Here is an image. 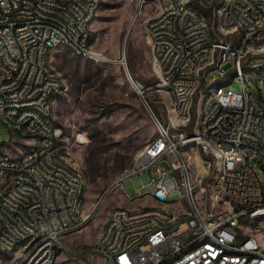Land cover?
Segmentation results:
<instances>
[{
    "label": "built area",
    "instance_id": "1",
    "mask_svg": "<svg viewBox=\"0 0 264 264\" xmlns=\"http://www.w3.org/2000/svg\"><path fill=\"white\" fill-rule=\"evenodd\" d=\"M173 1L156 0L157 10L147 21L149 42L159 81L192 90L191 100L168 92V118L172 128L189 132L188 141L198 148L209 172L198 177L184 143H178L158 119L156 147L148 143L142 148L111 187L127 191L124 181L138 177L141 191L129 198L154 203L113 207L104 223L106 233L92 249L109 264H264V234L250 242L251 224H239L243 214L264 212V183L254 167L258 158H264V97L256 91L262 92L264 86V64L256 65L252 59L264 54L258 53L264 19H257L264 0H235L225 3L224 12H214L218 31L237 38L229 52H222L228 39L217 38L208 17L199 15L198 28H191L192 13L175 15ZM142 4L144 0H139L140 11ZM96 14V2L89 0H0V119L13 133L9 145L0 138V181L11 188V195H4L10 214H3L0 203V253L11 257V264H17L20 253H27V264H54L56 251L65 248L63 236L81 232L72 230L65 204L72 194H80L78 215H84L85 175L64 161L59 150L64 139L61 127L38 129L37 121H55V115L47 113L49 96L66 89L61 73L50 70L53 51L75 48L77 56L94 57L91 33ZM201 24L209 25L211 36L200 34ZM166 29L179 33L184 49L167 41ZM196 46H203L204 56L196 55ZM190 57L211 58V65H190ZM174 60H181V67H174ZM239 64H248L246 74H238ZM196 79H203L202 87H194ZM222 79L240 81L242 87L230 92L222 87ZM136 88L144 96V88ZM150 88L160 91L155 84ZM199 91L198 117L191 127ZM210 95H217L216 104H207ZM18 110H25V117H18ZM37 111H44V118H37ZM27 121H35L33 134L21 133ZM18 135L30 139V145L40 143V151L15 155L9 146ZM220 144H227V151H220ZM216 152L225 155L224 184L222 190L208 193ZM27 176H35V183H27ZM230 176H238V186H230ZM200 185H207L206 195H199ZM182 186H197L195 204H188ZM13 190H20V201L12 200ZM24 192H32V203H24ZM181 199L186 207L178 214L161 209V202ZM41 212H51V220H41ZM159 222L173 223V230H160ZM27 233H35V240L26 241ZM14 234H23L20 251L4 252ZM169 255H176L175 263H168Z\"/></svg>",
    "mask_w": 264,
    "mask_h": 264
},
{
    "label": "rangeland",
    "instance_id": "2",
    "mask_svg": "<svg viewBox=\"0 0 264 264\" xmlns=\"http://www.w3.org/2000/svg\"><path fill=\"white\" fill-rule=\"evenodd\" d=\"M196 1L212 8L210 23L217 32V38L232 41V36H224L218 31L214 12H218L222 0ZM186 2L191 4L190 0ZM97 3L98 11L92 24L93 49L101 58L77 56L66 48L52 53V64L63 76L66 88L55 101L54 122L64 133L59 150L65 162L84 173L86 206L91 211L95 210L84 230L63 236L65 248L59 253L57 264H109L101 253L92 248L97 244L111 209L118 205L134 208L154 203L149 198L131 200L121 187L113 190L112 185L132 166L138 152L158 135V119L170 128L174 138L179 140L189 136L185 127L172 128L165 116H168L167 107L171 103L169 91L150 88L155 84L158 90L156 84L160 80L154 66L156 59L147 25L157 10L156 0H144L142 11L134 22L132 19L137 13L139 0H97ZM252 59L256 65L264 64V54ZM229 66L230 63L226 68ZM244 66L248 67V64ZM136 85L144 88V96ZM202 86L203 79H200L197 87ZM241 87L240 81L236 80L225 86L233 90ZM256 91L264 97V86L262 92ZM200 96L199 91L191 127L198 117ZM79 136H84V141H80ZM12 137V131L0 119L1 140L9 145ZM29 142L30 139L18 135L9 150L19 155L32 149ZM184 149L189 159H193L192 167L198 172V177L207 175L209 170L198 148L191 143L184 144ZM164 164L167 165L166 162ZM254 167L264 183V158H258ZM215 173L216 168L209 177L208 193H214L211 183ZM137 179L131 177L124 181L130 196L137 192ZM206 193L207 185H202L199 195ZM165 206L178 214L186 203L181 199ZM241 224H251L248 235L259 239V234H264L256 221L247 218ZM79 248L83 251L76 250ZM11 263L9 255L0 253V264Z\"/></svg>",
    "mask_w": 264,
    "mask_h": 264
},
{
    "label": "bare ground",
    "instance_id": "3",
    "mask_svg": "<svg viewBox=\"0 0 264 264\" xmlns=\"http://www.w3.org/2000/svg\"><path fill=\"white\" fill-rule=\"evenodd\" d=\"M91 2H96V11H98V3L97 0H89ZM235 0H222L221 5L218 8V12H224L225 3H234ZM172 9L175 15H183L184 12L192 13L191 14V28H198L199 24V15L201 17H206L202 12H200L197 8L187 3L184 0L183 7L181 6V0H174L172 2ZM141 12L139 9L137 13L133 17L132 21L134 22L138 13ZM257 19H264V11H257ZM148 30L150 34V27L148 25ZM200 34L202 36H211V29H209L208 24L200 25ZM260 35H264V25L260 27ZM166 38L167 41L173 43L176 49H184V41L179 37V33L174 32L173 29H166ZM93 39V33H91V43ZM237 46V38H234L232 41H228V44H222V52H229V47ZM75 54V48H68ZM258 53H264V39L262 40V44L258 46ZM77 55V54H75ZM196 55L204 56V48L203 46H196ZM93 58H101L96 52L94 53ZM211 63V58H198V57H190V65L194 66H207ZM245 64H239L238 66V74H246L248 72V67L244 66ZM155 70L159 73L158 64L155 63ZM174 67H181V60H174ZM50 70L54 71V73H60L55 69L50 63ZM200 83V79L194 80V87H197ZM231 83V79H222V87L225 88L227 84ZM140 87L139 85H137ZM158 90H170L173 94H181V100H191L192 98V90L188 87H183L181 84L176 83H168L167 81H159L156 84ZM239 90L230 89V92H238ZM61 92H54V96H49L48 105H47V113L49 115H55L54 104L56 96H58ZM217 95L207 96V104H216ZM18 117H25V110H18ZM37 118H44V111H37ZM33 128H35V121H27V125H21V133L23 134H33ZM38 129H59V126L55 124L54 121H47L45 119H38L37 121ZM62 129V128H61ZM172 136V135H171ZM80 141H84V136H79ZM189 136H185L178 140V143L191 144L193 141H188ZM157 145V137L154 138L152 142L149 143V147H156ZM32 149L26 151V154H34V152L40 151V143H32ZM220 151H227V144H220ZM216 168V173L214 179L211 183V187L213 192L215 193L217 190H222L224 184V175H225V155L223 152H216V160L213 161V169ZM213 172V171H212ZM211 172V174H212ZM27 183H35V176H27ZM230 186H238V176H230ZM121 187L122 192H124L128 197L129 194L127 191H123V186H115V188ZM202 185H200V188ZM183 191L181 189V194L188 195V204H195V194L197 193V186H182ZM199 188V189H200ZM141 191V183H138L137 192ZM4 195H11V188H4V181H0V203L2 205L3 214H10L11 212V204L4 203ZM12 200L20 201V190L12 191ZM24 203H32V192H24ZM169 202H161V209H167L165 205ZM81 205V195L80 194H72V200H70L69 204H65L66 218L71 219L72 222V230L73 231H82L86 227L88 223L87 220H91L95 210H89L86 206V202L84 203V215H78V208ZM249 218L250 220L256 221L259 227H262L264 230V212H257L254 214H243L239 217V224L243 222V220ZM41 220H51V212H41ZM160 230H173V223L167 222H159ZM106 233V225L102 228V231L99 235V238H103ZM248 239L250 242H257L259 239L255 236L248 235ZM35 233H27L26 241H34ZM23 244V234H14L11 237V245H4V252H19L20 245ZM61 251H56V255L54 256V264H57V258ZM176 255L168 256V263H175ZM17 264H27V253H20L19 259L17 260ZM154 264H166V262H156Z\"/></svg>",
    "mask_w": 264,
    "mask_h": 264
},
{
    "label": "trees",
    "instance_id": "4",
    "mask_svg": "<svg viewBox=\"0 0 264 264\" xmlns=\"http://www.w3.org/2000/svg\"><path fill=\"white\" fill-rule=\"evenodd\" d=\"M190 3L193 4L195 7H197L200 11H202V13L206 17H208V19L211 22V19L213 18V10L211 7H205V6L201 5L200 3H198L196 0H190ZM93 40H94V36H93L92 42H93ZM165 116L168 117L167 114H165Z\"/></svg>",
    "mask_w": 264,
    "mask_h": 264
},
{
    "label": "crops",
    "instance_id": "5",
    "mask_svg": "<svg viewBox=\"0 0 264 264\" xmlns=\"http://www.w3.org/2000/svg\"><path fill=\"white\" fill-rule=\"evenodd\" d=\"M51 64H52V62H50ZM52 66H53V64H52ZM54 67V66H53ZM55 68V67H54ZM56 69V68H55ZM166 91H169L170 93H172L170 90H168V89H165ZM55 101H56V99H55ZM54 110H55V104H54ZM104 227V226H103ZM102 231V230H101ZM101 233V232H100Z\"/></svg>",
    "mask_w": 264,
    "mask_h": 264
},
{
    "label": "water",
    "instance_id": "6",
    "mask_svg": "<svg viewBox=\"0 0 264 264\" xmlns=\"http://www.w3.org/2000/svg\"><path fill=\"white\" fill-rule=\"evenodd\" d=\"M120 61H123V58H122V59H120Z\"/></svg>",
    "mask_w": 264,
    "mask_h": 264
}]
</instances>
